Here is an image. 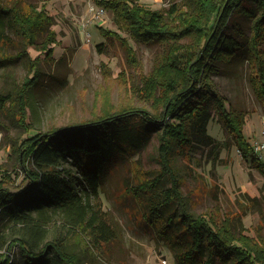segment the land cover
<instances>
[{
	"label": "trees",
	"instance_id": "obj_1",
	"mask_svg": "<svg viewBox=\"0 0 264 264\" xmlns=\"http://www.w3.org/2000/svg\"><path fill=\"white\" fill-rule=\"evenodd\" d=\"M96 1L113 13L118 28L134 40L167 46L152 71L142 76V95L157 110L108 103L98 115L83 122L34 131L26 123L32 80H25L14 95L2 97L4 103L15 104L18 123L33 132L12 146L20 166L12 171L0 166V220L7 216L19 224L13 237L3 241L7 248L0 252V264H77V257L61 237H48L42 221L48 210L63 218L62 226L68 231L84 234L96 246L114 241L115 223L101 197L105 162L114 153L134 152L151 130H157L160 137V177L142 178L127 193L142 207V218L175 259L180 264H264V236L246 233L242 212L215 209L196 214L188 209L182 191L185 177L179 165L182 158L189 167L193 162L198 166L195 154L202 147H210L216 156L220 153L222 143L209 132L214 112L243 156L258 161L243 134L245 112L228 106L213 73L217 70L215 60L230 62L237 55L238 42L225 31L229 21L234 15L249 17L250 83L264 108V0H185L172 3L166 11L138 0ZM1 17L23 44L52 55L50 46L56 43V31L44 3L0 0V21ZM102 30L107 37L119 38L129 60H136L128 38L114 30ZM184 38L189 41L182 43ZM19 167L26 183L15 189L12 176L20 173ZM261 167L264 171V163ZM161 177L170 186L163 185ZM14 247L18 249L12 253Z\"/></svg>",
	"mask_w": 264,
	"mask_h": 264
},
{
	"label": "rangeland",
	"instance_id": "obj_2",
	"mask_svg": "<svg viewBox=\"0 0 264 264\" xmlns=\"http://www.w3.org/2000/svg\"><path fill=\"white\" fill-rule=\"evenodd\" d=\"M40 6L45 4L54 18L56 43L53 53L34 45H25L15 35L6 18L0 21V166L10 171L20 166L14 144L31 135L18 123L15 104L10 106L1 98L21 90L27 79L33 85L31 105L27 109V124L34 131L62 127L98 115L106 104L115 107L134 105L156 112V106L142 95V76L151 72L167 46L161 42H138L118 28L111 11L98 19L90 6L99 8L96 0H28ZM152 9L169 10L172 3L185 0H138ZM7 3V0H3ZM102 29L114 30L128 38L136 53L129 60L127 48L117 37H107ZM225 31L238 42L237 55L230 62L215 60L213 73L219 90L232 105L246 114L243 134L253 147L264 140V108L250 83L247 40L251 32V19L234 15ZM90 33L86 41L85 33ZM189 38L181 40L187 43ZM99 44H102L100 47ZM35 70H37L35 72ZM37 77V80L34 79ZM209 132L222 143L216 156L211 148L202 147L195 162L179 159L185 177L182 191L190 211L200 214L215 209L224 213L242 212L246 233L264 236V154H253L258 161L245 157L235 138L215 115ZM159 132L151 130L133 150L109 155L101 186L104 209L114 220L117 238L108 244L96 246L83 234L78 236L62 226L57 212L45 211L42 217L49 238L61 237L68 251L77 257V264H180L169 247L164 244L153 227L142 218V207L127 193L130 186L142 178L160 177L158 159ZM132 152V153H131ZM62 167V166H61ZM60 167V168H61ZM194 167L195 170H192ZM14 174L15 189L26 183L24 173ZM1 178V176H0ZM161 183L170 186L164 177ZM179 212V210H178ZM19 230V224L7 216L0 220V252ZM4 234V235H3ZM3 245V246H2ZM14 247L12 253L17 251ZM221 264V263H219Z\"/></svg>",
	"mask_w": 264,
	"mask_h": 264
},
{
	"label": "built area",
	"instance_id": "obj_3",
	"mask_svg": "<svg viewBox=\"0 0 264 264\" xmlns=\"http://www.w3.org/2000/svg\"><path fill=\"white\" fill-rule=\"evenodd\" d=\"M105 8L102 7V6H99L96 7L95 5H91L90 6V12L94 13V18L98 19L101 15H104L105 14ZM85 38H86V41H90V33L89 32H86L85 33ZM263 134H264V131H263ZM253 149L255 151V153H258V154H264V140L263 141H256L254 144H253Z\"/></svg>",
	"mask_w": 264,
	"mask_h": 264
}]
</instances>
